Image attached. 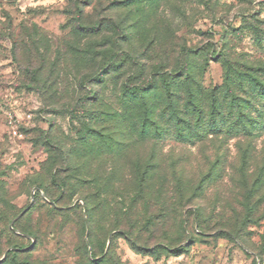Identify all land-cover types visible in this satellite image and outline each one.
<instances>
[{
  "label": "rangeland",
  "instance_id": "1",
  "mask_svg": "<svg viewBox=\"0 0 264 264\" xmlns=\"http://www.w3.org/2000/svg\"><path fill=\"white\" fill-rule=\"evenodd\" d=\"M0 264H264V0H0Z\"/></svg>",
  "mask_w": 264,
  "mask_h": 264
},
{
  "label": "trees",
  "instance_id": "2",
  "mask_svg": "<svg viewBox=\"0 0 264 264\" xmlns=\"http://www.w3.org/2000/svg\"><path fill=\"white\" fill-rule=\"evenodd\" d=\"M183 72V74H179ZM178 75L179 77H182L185 75L186 71L180 70ZM177 77V76H176ZM177 77V78H179ZM143 90V93H147L149 90V86H144L141 88ZM166 93L169 94L168 98H170L171 101L177 100V103H179V98L176 96H173V91L169 86L166 87ZM178 98V99H177ZM187 103L189 107L192 109V112H187L186 110H176L175 104L169 105V108H167V118L168 121L173 122L174 128H175V134L180 137V139H190V137H197L200 135V132L198 131V126L200 121L202 120V113L200 112L201 110L196 106V102L194 100V97H188ZM200 112V113H199ZM147 119V117L145 118ZM151 121V120H150ZM148 127L145 126L141 132L143 134L141 135H147L145 133L149 132L147 129ZM168 132L167 130H165ZM164 128L163 125L159 124L156 120L153 119L152 122V130H151V135L155 138L158 139V137L162 136L164 134ZM14 227V226H13ZM140 253L141 251L146 250L143 247H136Z\"/></svg>",
  "mask_w": 264,
  "mask_h": 264
},
{
  "label": "water",
  "instance_id": "3",
  "mask_svg": "<svg viewBox=\"0 0 264 264\" xmlns=\"http://www.w3.org/2000/svg\"><path fill=\"white\" fill-rule=\"evenodd\" d=\"M37 189V188H36ZM38 190V189H37ZM32 194H34V191L32 192ZM26 211L24 210V211H22L12 222H11V224H10V226H11V228L12 229H14V227H13V224L15 223V221L18 219V218H20L24 213H25Z\"/></svg>",
  "mask_w": 264,
  "mask_h": 264
}]
</instances>
